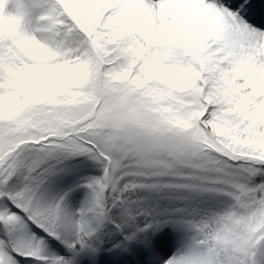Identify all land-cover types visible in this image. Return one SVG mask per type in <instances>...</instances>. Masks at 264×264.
<instances>
[{"label": "snow or ice", "instance_id": "1", "mask_svg": "<svg viewBox=\"0 0 264 264\" xmlns=\"http://www.w3.org/2000/svg\"><path fill=\"white\" fill-rule=\"evenodd\" d=\"M0 264H264V0H0Z\"/></svg>", "mask_w": 264, "mask_h": 264}]
</instances>
